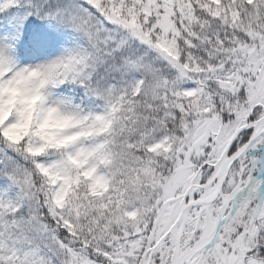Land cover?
Returning <instances> with one entry per match:
<instances>
[{
  "label": "snow or ice",
  "instance_id": "6c2138e0",
  "mask_svg": "<svg viewBox=\"0 0 264 264\" xmlns=\"http://www.w3.org/2000/svg\"><path fill=\"white\" fill-rule=\"evenodd\" d=\"M0 264H264V0H0Z\"/></svg>",
  "mask_w": 264,
  "mask_h": 264
}]
</instances>
